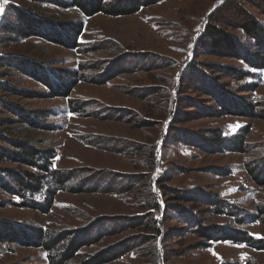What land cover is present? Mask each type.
Masks as SVG:
<instances>
[{"label": "rangeland", "instance_id": "1", "mask_svg": "<svg viewBox=\"0 0 264 264\" xmlns=\"http://www.w3.org/2000/svg\"><path fill=\"white\" fill-rule=\"evenodd\" d=\"M261 3L162 0L129 15L82 17L74 44L73 34L58 43L0 33V119L7 120L0 122V148L15 150L11 140L35 143L55 153L60 171L80 174L83 184L87 177L75 191L57 193L47 213L16 205L0 189V222L55 235L98 226L96 241L80 252L110 254L121 246L119 257L103 264H264V248L208 242L189 222L264 240V165L255 163L264 160V66L249 69L246 79L240 59L199 44L204 24L241 33L233 17L241 9L264 21ZM11 4L58 22L80 18L48 1L0 0V21L16 19ZM220 63L245 74L218 71ZM44 76L55 86L70 84V99L58 89L48 95ZM227 106L244 109L229 113ZM214 132L222 145L201 143ZM12 160L0 169H30ZM0 264H46L45 252L0 238Z\"/></svg>", "mask_w": 264, "mask_h": 264}, {"label": "trees", "instance_id": "2", "mask_svg": "<svg viewBox=\"0 0 264 264\" xmlns=\"http://www.w3.org/2000/svg\"><path fill=\"white\" fill-rule=\"evenodd\" d=\"M39 1H48L49 3L58 4L65 8H73L77 11L80 18L77 19L76 23L70 21L58 22L55 19L42 18L31 14L30 11L23 10L19 4L17 5L18 7L11 4L8 5V9H11L10 11H12L13 16H15L16 19L12 16H7L4 17V20L0 21V33L2 36L7 39L15 38L16 34L23 37L46 36L50 38L49 40L63 43L68 40V37H71V34H73L74 44L76 43L77 37L83 30L84 20L82 17L89 18L96 14H107L111 16L129 15L137 12L145 6L152 5L162 0ZM261 5L264 6V0H262ZM259 13L264 15V9L260 10ZM242 14L244 15L241 16ZM233 17L238 22L237 25L241 30V33L233 34L225 31L216 25H212L214 22L207 24L206 26L204 24L201 32L199 33V44L200 47L206 49L209 53L240 59L248 69L246 70L247 79L253 73L250 72L251 69L256 71L262 69L264 66V21L244 9H241L238 12V15L236 14ZM19 22H21V27H18ZM66 32H69V34H66ZM0 60H5V57L0 58ZM6 64L7 63H5V65ZM19 67L20 66H18V68ZM217 67L219 69L218 71H222L231 76H240L245 74L241 67L234 65L230 66L227 63H220ZM60 75L62 76V74ZM63 76L65 77L66 74H63ZM43 80L46 82V88L50 90V94L48 95H52L54 93V89H58L63 96H69L68 91L71 89L70 84L59 81L56 83L57 86H55V82L50 81V79L46 78V76L43 77ZM34 95L36 96L37 94ZM68 99L70 98L68 97ZM223 102L225 101L219 100L218 106L220 109L225 107L223 105L225 103ZM72 103L73 101H70V104ZM245 106L250 113H256L254 112V105L245 103ZM242 109H244V107L240 106V108H235V110L229 107L228 111L229 113H233L235 111H241ZM31 115L34 116L33 113ZM23 119H25L26 122L31 123L29 117L24 116ZM2 121H5L4 123H6L7 120L0 119V122ZM202 137L206 139V141L202 140L203 142L201 143L211 146L210 148L215 147L216 143L222 145V136L220 133L214 132ZM233 137V149H240L242 143L240 141H235L240 137ZM11 144L14 145L15 150L10 151L6 148H0V162L14 157V160L12 161L24 164L26 167L30 168L29 170L18 169L16 171L0 169V189L15 196L16 205L20 207L34 208L37 211L47 213L53 205L54 198L57 193L72 189L75 191L74 189H76L77 186L80 187L81 185H86L87 177L85 178V183L83 184V179L80 178V174L75 172L71 173L69 171H60L54 165L53 158L55 153L53 151L50 150L49 153V151H46L45 149H40L37 144L27 143L25 141L13 143L11 140ZM255 163L263 166L264 160L257 159ZM255 178L258 179L256 176ZM214 206L217 207V204L215 203ZM153 219L154 229L156 233H158L159 230L155 227V224H158L157 216H154ZM189 222L191 225H196V228L198 227L197 229L200 236L204 237L208 242L223 239L224 241H239L244 245L251 244L249 246H252V248L255 247L257 250L264 248V240L255 237L256 241H254L252 239L254 238L252 235H246V230L239 236H231L224 235L223 229H217V226H210V229H207V226L199 227L197 223H194L195 221L191 223V220H189ZM103 225L104 224H101L100 228L103 229ZM97 227L98 226H93L89 230L81 233H66L60 231L59 234L55 235L47 233V231L41 226L33 228L24 227L22 230L20 226L5 225L0 222V230L2 231V234L0 231V238L7 241L11 239V241L22 245L37 246L41 248L45 252L46 264H103L119 257V248L121 246H119L116 250L113 249L110 254L98 251L84 255L83 252H80L81 247L91 245L94 241H96L97 234L99 235V231L96 232ZM72 260H76L77 263H73Z\"/></svg>", "mask_w": 264, "mask_h": 264}]
</instances>
